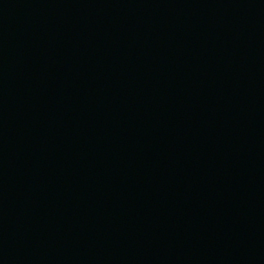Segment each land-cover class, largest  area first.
<instances>
[{
	"label": "water",
	"instance_id": "95a60500",
	"mask_svg": "<svg viewBox=\"0 0 264 264\" xmlns=\"http://www.w3.org/2000/svg\"><path fill=\"white\" fill-rule=\"evenodd\" d=\"M0 264H264V0H0Z\"/></svg>",
	"mask_w": 264,
	"mask_h": 264
}]
</instances>
